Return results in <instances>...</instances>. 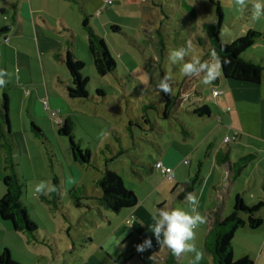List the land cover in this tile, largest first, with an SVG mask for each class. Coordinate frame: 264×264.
<instances>
[{
    "label": "rangeland",
    "instance_id": "rangeland-1",
    "mask_svg": "<svg viewBox=\"0 0 264 264\" xmlns=\"http://www.w3.org/2000/svg\"><path fill=\"white\" fill-rule=\"evenodd\" d=\"M252 3L253 0H248L247 7L240 9L235 4V0H110L109 4L104 3V0H84L83 5L89 14L88 26L95 34L102 37L116 66L113 72L104 76L97 75L86 42L81 37L82 34L86 36L87 31L82 29L85 32L83 33L76 30L78 31V42L75 51L84 63L83 73L89 81L88 97L74 100L71 112L74 124L71 132L74 140L79 142L82 148L90 150V161L89 163L74 161L66 152V150H71L68 137L57 134L51 127L45 125L43 133L46 143L45 145L38 143L43 156L37 159V165L40 169L43 160L49 163L45 150H55L59 160L57 171H61L59 166L61 163L65 178H67L65 188L73 184L72 182L78 183L77 196H80V201L85 204L76 206L77 200L69 197L65 189L63 196L58 200L59 206L62 207L60 209L49 208L46 203H40V200L36 199V212L40 220L34 216L29 206L30 220L37 226L41 239L48 242L47 245L33 244L40 257L37 264H82L90 256L92 260H106L107 263H111L107 259L108 249L115 252L116 247L122 249L125 244L131 245L130 238L119 241L116 235L107 237L115 223L128 227L124 224L125 221L122 220L121 215L117 217L119 215L117 213H106L115 219L111 226L95 208L92 209L93 212L90 215L87 214L89 213L88 207L96 204V201L94 198L83 199L86 196L81 182L85 181L89 195H93L96 188L93 179L100 177L99 170L108 168L116 171L121 176L124 187L137 194L158 188L159 190L164 189L166 195L168 190L166 184L162 182L168 179L159 171L151 173L148 169L153 165L149 162L153 163L160 158L161 150L180 151L181 166L183 168L191 166L193 176L196 174L198 161L203 160V152L210 150L208 142L212 143V150H216L218 144L223 146V150H231L232 160L240 157L242 151L245 153L246 150H264V139L261 137L263 134L262 116H260L262 110L260 111L257 102L248 101L241 105L239 111L241 123L237 120L236 122L230 121L232 122L229 123L230 135L232 136L234 132L238 135L227 148L228 146L222 144L223 135L217 140L213 137L217 136V132L211 130L214 126H218L215 120L217 110L209 85L202 83L203 72L188 76L181 72L183 63L190 61L193 55L201 59L206 55L209 63L215 62L216 57L210 55L209 40L203 31V24L217 22L218 9L223 14L220 29V38L223 42L230 43L248 30L261 33L255 38L254 45L245 52L246 57L255 55L256 59L261 61L264 56V18L253 20ZM69 19L74 27L73 18L70 16ZM112 25H117L119 30H113ZM159 34L163 37L165 49L162 54H159L158 50L161 58L153 63L151 59H157L154 41L160 37ZM187 41H191L193 45L190 55L186 56L184 61L172 64L168 59L170 51L185 46ZM151 63L155 64L153 65L155 67L160 65L157 68L159 80L166 76L171 77L168 83L173 95H176L182 88L191 90L190 95L193 96L198 94L193 92L194 89L204 97L211 96V100L204 99L200 105H207L212 112V117L202 122L193 120L185 113L186 106L183 103L181 107L178 104L177 111L164 117L162 112L164 98L162 92L158 94L155 90V85L159 80H151L148 72V65ZM97 89H101L105 97H99ZM206 123L208 127L204 126ZM184 129L188 133H185ZM239 135L242 137V142L237 143ZM184 159L186 163L182 162ZM139 161H143L147 168L141 166L142 164H137ZM242 161L244 160H241V164ZM253 161H259L258 173L256 170L254 173L251 170L250 178L245 173V179L249 180L243 182L244 186L239 188V191L248 195L251 190L264 194V190L253 183L256 182V177L258 182H264V165L258 157H255L248 163L252 168L254 167ZM23 163L26 167L25 158H23ZM26 171L30 170L26 168ZM27 184L33 187L34 183L30 180ZM236 184L241 186V180L239 179ZM244 187L245 189L248 187V190H243ZM245 200V203L251 206L261 199L254 197L251 201H248V198ZM176 204L178 208L180 203ZM261 209L257 214L263 219V223L255 229L247 226L238 228L232 239L236 256L240 253L239 249L243 248V244L245 247V242L249 239L250 243L246 246L254 262L257 261V256L262 250V243L256 252L253 250L254 241L259 238L258 233L264 228V207ZM82 210H87V213L81 214ZM230 211L232 210H227V213ZM89 238L92 242H89ZM131 251L129 248L127 254L129 255ZM15 256L19 258L16 254ZM131 259L129 260L132 262ZM17 261L20 264H28L20 259Z\"/></svg>",
    "mask_w": 264,
    "mask_h": 264
},
{
    "label": "crops",
    "instance_id": "crops-1",
    "mask_svg": "<svg viewBox=\"0 0 264 264\" xmlns=\"http://www.w3.org/2000/svg\"><path fill=\"white\" fill-rule=\"evenodd\" d=\"M79 1V2H78ZM0 0V29L7 28L3 37H0V69L6 70L10 74V82L6 87L0 89V97L7 96L8 100V116H9V131L11 132V138L14 141V150L16 153L17 175L24 182L25 188L20 197L22 205L25 207L29 216L31 213L28 211L31 206L34 216L40 220L39 215L36 212L35 201L40 200V203H46L49 208L56 209L62 208L58 204V200L63 196V191L66 189L67 195L70 196V190L73 188H79L78 183L71 184L68 188L66 186L65 171L62 168V164L59 163L61 171H57L58 162L55 150H45L46 155L53 156L52 164L49 160L45 162L43 160L42 166L38 167L37 159L43 156L42 150H40L38 143L45 145L46 141L41 140L34 132L32 124H35L44 135V127L48 125L57 134L59 133L60 126L67 118L72 117V106H74V100L67 95L66 85L69 83V72L66 68L64 57L68 52L77 56L76 43L78 42V31L83 32L84 13L81 9L84 0ZM84 6V5H83ZM85 7V6H84ZM86 8V7H85ZM88 13V10L86 8ZM74 20V27L69 17ZM83 29V30H82ZM85 33V32H83ZM83 40L87 46V35L83 36ZM77 37V40H76ZM58 55V56H57ZM246 57V54H245ZM252 61L262 62L264 64V56L261 61L254 57H247ZM216 63L217 61L214 60ZM212 84L209 85L211 90V96L214 97L215 109L217 110V116L215 120L218 126H214L211 129L217 132V136H213L216 140L223 135H230L229 123L230 121L240 122V107L242 104H246L248 101L257 102L261 111L262 119V135L264 139V73L262 80L258 84L235 81L225 79L221 74ZM182 89V88H181ZM218 90V95L213 96L212 90ZM196 92L195 89L193 91ZM191 90L182 89L180 98V105L183 103L186 106L185 113L190 116L191 119L202 122L204 119L211 118L212 112L210 110L209 115L205 117H198L191 113L196 107L201 106L200 103L206 99L211 100L210 97H200L190 95ZM44 101L46 103H44ZM77 101V100H76ZM181 107V106H180ZM209 108V107H208ZM58 110V116H51V111ZM212 124V123H211ZM208 127V124L204 125ZM212 127V126H211ZM51 130V129H50ZM46 140V137L44 135ZM205 139H207L205 137ZM215 140V139H214ZM207 142V141H206ZM242 142V137L239 135L237 143ZM224 144V142H222ZM210 150H200L203 152V160L198 161L200 163L201 180L198 185L191 192L199 200V207L197 211L206 218V222L199 224L194 229V238L191 243H194L197 250L202 252V259L195 264H213L212 254L206 250L204 240L208 231L212 227V223L215 218H224L230 214L227 210H232L234 199L237 195H240L244 202L248 198L251 201L254 197L258 200L264 198V194L260 191L253 192L251 190L250 195L243 194L239 191V188H243L246 176L251 177V170L254 173H258L259 161L254 162L252 168L248 163L258 157L260 162L264 165V150H246L242 151L240 157L232 160L230 157L229 149L223 150L221 144L217 145L216 150H212V143L208 142ZM226 145V144H224ZM227 146V145H226ZM229 148V146L227 147ZM37 149V150H36ZM68 154L72 156L71 150H66ZM160 158L149 164H153L150 172L161 171L154 167L156 162H162L165 166L172 168V178L167 181L164 180L168 192L164 194V189L159 190L153 188L140 194L134 193L138 197V203L129 208H123L117 214L126 223L131 215L134 219L131 223L132 226H124L115 223L112 226V219L107 212H112L105 209L98 202V198L101 195L100 188L96 185V181L102 176L103 170H99L100 177L93 179L95 182V190L93 195H89L85 181L83 180L82 187L84 190L86 200L94 198L96 204L88 207L89 213L81 211V214L87 213L90 215L95 208L108 223L112 226V231L107 237H116L119 241H123L127 238L131 239V245L126 244L122 249L116 251H107V259L111 263H107L106 260H92L91 256L82 264H121L118 260L121 257H129L130 264H163V255L165 253V247L158 244L155 237L150 231L149 226L153 223L152 214L158 209L163 208L165 210L177 208V202L180 203L178 208L189 210L187 202V195L183 199H178V194L181 191L183 183L192 176L193 169L191 166L182 167V154L180 151L174 152L169 150H161ZM25 158L27 166L23 163ZM186 159L182 162L184 163ZM241 160L242 161L241 164ZM75 161V160H74ZM137 164L145 166L143 161H139ZM72 167V165L70 164ZM147 166V165H146ZM28 168L30 171H26ZM164 176L163 173H161ZM5 175L4 169V151L0 145V198L4 194L3 177ZM56 176L58 182L56 196H53L51 192L46 194H36L34 192V186L40 182H45L52 187V177ZM257 175L255 174V177ZM165 177V176H164ZM142 178V176H141ZM241 180V186L236 183ZM33 181V187H29L27 181ZM163 180V179H162ZM255 186L264 190V182H253ZM76 186V187H75ZM254 186V187H255ZM63 187V189H62ZM68 190V191H67ZM243 190H248V187H244ZM170 192V193H169ZM262 192V190H261ZM58 195V196H57ZM44 197L49 198L54 202L49 203ZM61 200V199H60ZM178 200V201H177ZM257 200V201H258ZM254 201V202H257ZM80 204H85L80 201ZM260 211V210H259ZM262 211V209H261ZM115 213V212H114ZM64 215V214H63ZM65 217V216H64ZM120 223V222H119ZM143 223V224H141ZM264 227V226H263ZM38 230V229H37ZM123 231V232H121ZM37 235L41 242H30L23 232L15 231L8 221L0 218V251L4 248L9 249L11 257L17 260H23L30 264H37L40 259L39 254L35 251V246L48 244L47 241L41 239L37 231ZM152 238V247L143 251H137V245L142 243L145 238ZM258 239L254 241V252L259 249L262 243V250L257 256L255 264H264V228L258 233ZM91 238V237H90ZM89 242H92L91 239ZM125 240V241H126ZM246 244H249V239L246 240ZM243 244V248L239 249V255H235V247L233 248V256L241 257L243 255H249L250 251L247 250V246ZM123 245V244H122ZM34 247V248H33ZM131 248V253L128 255V250ZM40 250V248H39ZM14 251V252H13ZM15 254L18 257L15 256ZM194 253H182L179 256L178 264H193ZM255 256V255H253ZM92 260V262H91ZM19 263V261H17ZM20 264V263H19Z\"/></svg>",
    "mask_w": 264,
    "mask_h": 264
},
{
    "label": "trees",
    "instance_id": "trees-1",
    "mask_svg": "<svg viewBox=\"0 0 264 264\" xmlns=\"http://www.w3.org/2000/svg\"><path fill=\"white\" fill-rule=\"evenodd\" d=\"M78 1V0H77ZM79 2V1H78ZM84 13L83 28L87 31V50L91 57V61L95 73L99 76H104L115 70V60L111 56L104 40L99 35L93 32V29L88 26L89 14L86 8L81 5ZM217 22H206L203 24V31L209 40V51L215 50L217 53L216 60L219 63L221 74L225 79L248 82L258 84L262 80L264 73V64L262 62L252 61L245 57V52L254 45L255 38L261 33L255 30H248L244 35L234 39L230 43H225L220 38L221 23L223 21V14L220 9L217 10ZM113 30H119L117 25L111 26ZM7 28L0 29V37H3ZM160 35V34H159ZM158 36V33H157ZM161 37V38H160ZM155 41V48L157 51V59H151V62L158 61L159 54L163 53L165 43L162 35ZM201 40V38H200ZM159 50V54H158ZM58 56V55H57ZM202 62H208L209 58L205 55L202 57ZM227 60V63H225ZM66 68L69 72V83L67 87V95L72 99H85L88 97V77L84 75V63L75 55L68 52L64 57ZM155 65V64H153ZM152 63L148 65V72L151 80H159L158 67L153 66ZM182 89L178 90L176 95L164 94V104L162 106L163 116L167 117L173 111H177L176 107L180 105ZM99 97H105L101 89H97ZM97 97V99H99ZM146 108V106H145ZM192 114L198 117H205L209 115L210 110L207 105H201L191 111ZM131 123V122H130ZM74 124L72 117L67 118L59 128V133L65 135L69 139L71 145L72 156L75 161L82 163H89L90 150L82 148L76 140H74L71 127ZM33 132L45 141L41 130L32 124ZM185 133H188L184 129ZM227 146L230 143H224ZM0 145L4 151V169L5 175L3 177L4 194L0 198V218L8 221L11 227L17 232L26 234L28 240L33 243H39L41 240L37 235V226L30 220L29 214L21 203V195L24 191V182L18 177L17 159L14 150V141L11 138L9 131L8 118V100L7 96L0 97ZM230 147V146H229ZM53 156L49 155V160L52 164ZM146 166V165H145ZM147 168V166H146ZM150 170L151 167H148ZM52 187L55 191H51L53 196H56L58 182L56 176L52 177ZM201 180L200 163L198 164L196 174L187 179L180 188L178 199H183L188 193L198 185ZM96 185L101 190V195L98 202L105 209L112 212H119L123 208L133 207L138 203V197L132 190H127L123 185L121 176L114 170L105 168L102 176L96 181ZM77 188L70 190V196L77 200L76 206H80V196H77ZM58 196V195H57ZM52 206L54 202L49 198L44 197ZM264 207V198L248 206L240 195L234 199L232 211L224 218H215L211 229L205 236L204 244L213 256V264H255L254 259L249 255H243L239 258L233 257L232 239L238 228L247 226L251 229L259 227L263 223V219L257 214L258 211ZM121 264H129V257H121L118 260ZM179 256L172 255L171 251L165 247L163 255V264H178ZM0 264H19L15 261L9 252V249L4 248L0 251Z\"/></svg>",
    "mask_w": 264,
    "mask_h": 264
},
{
    "label": "clouds",
    "instance_id": "clouds-1",
    "mask_svg": "<svg viewBox=\"0 0 264 264\" xmlns=\"http://www.w3.org/2000/svg\"><path fill=\"white\" fill-rule=\"evenodd\" d=\"M248 0H235V4L240 9L247 7ZM253 20H260L264 18V0H253L252 3ZM193 45L191 41H187L185 46H181L174 50H171L168 59L172 64L184 61L186 56H189L192 51ZM210 55L216 57L217 53L212 50ZM227 63V60H225ZM181 72L185 75H192L195 73L203 72L202 83L204 85H210L220 75L219 63L202 62L199 56H191L190 61L184 62ZM170 76H166L159 80L155 85V90L159 94H171L172 89L168 81ZM10 82V74L0 69V89H3ZM55 191L54 187H49L45 182H40L34 186V192L36 194H46L48 192ZM187 202L189 210L183 208H176L172 210H165L163 208L158 209L152 214L153 223L149 226L151 233L155 237L159 245L167 247L172 255L180 256L182 253H194V262H198L202 259V252L198 251L195 244L191 243L194 238V229L199 225L206 222V218L201 215L197 209L199 207L198 198L192 194H187ZM134 223H129L128 226H132ZM143 224V223H141ZM137 251L143 252L152 247V238L148 237L138 244Z\"/></svg>",
    "mask_w": 264,
    "mask_h": 264
},
{
    "label": "built area",
    "instance_id": "built-area-1",
    "mask_svg": "<svg viewBox=\"0 0 264 264\" xmlns=\"http://www.w3.org/2000/svg\"><path fill=\"white\" fill-rule=\"evenodd\" d=\"M104 3L109 4L110 3V0H104ZM212 95L213 96L218 95V90H215V89L212 90ZM44 103H46V102L44 101ZM58 113H59L58 110H53V111H51V116L57 117L58 116ZM237 135H238L237 132H234L232 136L231 135H225L223 137V142L224 143H231V142L234 141V139L237 137ZM184 163H186V160L184 161ZM154 167L156 169H159L161 171V173H163L164 176L167 179L170 180L172 178V168L171 167L165 166L160 161L159 162H156L155 165H154ZM133 219H134V216L131 215L128 219H126V223H131L133 221Z\"/></svg>",
    "mask_w": 264,
    "mask_h": 264
}]
</instances>
